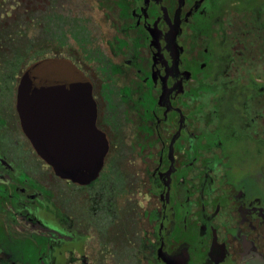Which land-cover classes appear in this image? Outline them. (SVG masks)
<instances>
[{
    "label": "flooded vegetation",
    "instance_id": "1",
    "mask_svg": "<svg viewBox=\"0 0 264 264\" xmlns=\"http://www.w3.org/2000/svg\"><path fill=\"white\" fill-rule=\"evenodd\" d=\"M30 1L0 0V264H264V190L245 157L264 145V0H96L100 42L88 26L2 68L14 13L38 24ZM46 61L55 85L73 69L90 83L94 119L53 95L55 132L107 141L87 181L24 130L19 85Z\"/></svg>",
    "mask_w": 264,
    "mask_h": 264
},
{
    "label": "water",
    "instance_id": "2",
    "mask_svg": "<svg viewBox=\"0 0 264 264\" xmlns=\"http://www.w3.org/2000/svg\"><path fill=\"white\" fill-rule=\"evenodd\" d=\"M53 64L52 61H46L41 65L39 72L31 67L24 74L18 92V108L22 124L36 150L55 167L58 173L64 175L67 171H73L76 180L87 181L97 173L100 164L102 165L107 141L102 134L98 137L88 135L86 139H83L82 144L76 139L79 142L77 145L75 139H71L72 137L69 138L60 131L55 132L54 94H60L62 91L72 94L75 101L72 108L82 109V116L86 118L94 119L96 107L90 83L85 79L81 81V75L74 69L71 73L73 82L67 83L69 88L65 83L61 84L58 81L55 85V78L50 73V69H54ZM56 108H60L59 105L58 107L56 105ZM81 169L88 172H80Z\"/></svg>",
    "mask_w": 264,
    "mask_h": 264
},
{
    "label": "trees",
    "instance_id": "3",
    "mask_svg": "<svg viewBox=\"0 0 264 264\" xmlns=\"http://www.w3.org/2000/svg\"><path fill=\"white\" fill-rule=\"evenodd\" d=\"M28 1L30 3H28ZM39 2V10H38V24H41V41L39 45L40 49L37 51L36 49V40L33 37H29L27 34V28H30L29 23H25L21 25L17 23L19 17L18 13H14L15 22L10 24L8 27V47H7V58H5L2 62V68L8 63L7 68L18 69L22 65L27 64L32 58L33 53L44 54L47 52L45 48L48 47L52 42H57V46L61 47L65 40L69 38V34L73 35L76 39L87 38L86 29H76L69 25L67 19L70 18V14L66 15L62 8H65L64 1L65 0H46L44 3ZM26 5L30 7L33 5L34 1L26 0ZM42 3V4H41ZM65 3H67L65 1ZM61 10V11H59ZM61 13V14H60ZM19 24V25H18ZM36 25V26H37ZM36 26H33L36 27ZM61 51L58 49V52ZM3 52V51H2Z\"/></svg>",
    "mask_w": 264,
    "mask_h": 264
},
{
    "label": "rangeland",
    "instance_id": "4",
    "mask_svg": "<svg viewBox=\"0 0 264 264\" xmlns=\"http://www.w3.org/2000/svg\"><path fill=\"white\" fill-rule=\"evenodd\" d=\"M37 1V0H35ZM46 0H43L41 2H45ZM65 1L67 3H65ZM64 6L65 8H62L66 15L70 14V18L67 19L68 26L70 25L73 28L76 29H87L88 26H90V31L93 37L100 36L98 38L99 42L101 41L103 37V25L102 28L98 29V22L103 20L102 23H104V12L101 10V8H98L95 5L96 0H65ZM42 4V3H41ZM61 11V10H59ZM61 14V13H60ZM92 22V23H91ZM41 24L40 26L37 25L36 27H30L27 28V34L29 37H33L37 42L41 41ZM100 33V35H99ZM71 39V38H70ZM74 39V38H73ZM224 117L228 118L233 116L234 111L231 109L230 106L225 107ZM259 148L263 150L264 154V145H257L254 141H250L249 145L246 147V153L247 155V165H248V173L250 177V185L255 187H261L264 190V168H260V158L258 157V153H260Z\"/></svg>",
    "mask_w": 264,
    "mask_h": 264
}]
</instances>
